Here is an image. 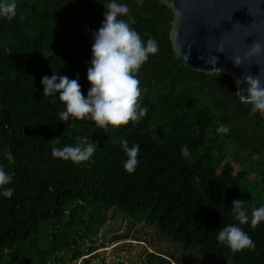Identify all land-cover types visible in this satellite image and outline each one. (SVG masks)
<instances>
[{"label":"trees","instance_id":"1","mask_svg":"<svg viewBox=\"0 0 264 264\" xmlns=\"http://www.w3.org/2000/svg\"><path fill=\"white\" fill-rule=\"evenodd\" d=\"M105 2L17 0V16L0 18V151L14 158L9 164L0 155L14 189L11 198L0 197V264H75L102 248L94 243L96 214L112 207L140 213L185 248L198 246L215 264H264V222L241 225L255 244L252 251L234 252L216 238L219 229L237 223L229 206L243 199L248 167L264 179V116L251 114L250 105L229 90L234 81L227 73L182 65L172 50L173 13L165 4L119 0L129 6L130 26L143 40L155 39L159 49L138 72L140 104L147 107L139 122L106 132L93 121L61 123L62 103L41 94V78L52 73L69 79L78 74L86 94L91 57L86 30L100 26ZM217 121L229 132L217 133ZM77 138L97 145L89 161L53 157L54 147ZM122 138L140 145L131 174L123 168ZM230 143L240 159H227ZM185 145L191 152L187 160L180 155ZM80 238L92 243L88 250L72 249Z\"/></svg>","mask_w":264,"mask_h":264},{"label":"clouds","instance_id":"2","mask_svg":"<svg viewBox=\"0 0 264 264\" xmlns=\"http://www.w3.org/2000/svg\"><path fill=\"white\" fill-rule=\"evenodd\" d=\"M137 6L143 0H136ZM102 21L100 26L90 31L91 57L86 68V80L89 84L86 94L81 92L79 76L69 79L57 73L41 78L42 95L49 97L51 103L56 99L62 103L63 110L58 113L61 123L70 118L93 121L94 126L106 132L110 127L117 128L129 122H139L147 113V107L141 106L142 89L138 72L150 55L158 52L155 39L143 40L138 32L130 26L129 6L119 0H106L102 5ZM17 0H0V18L12 21L17 16ZM128 16V20L123 17ZM217 52L223 53L221 50ZM264 53V43H254L245 56ZM207 72L221 73L222 68L216 67L217 57L210 55L201 58ZM234 66H240L241 57L230 58ZM237 86L236 95L245 105H250V113L264 116V79L259 75H243L234 80ZM243 84V87L241 85ZM217 133L226 134L229 128L217 121ZM119 144L126 159L123 168L128 173L135 172L138 166L140 145L136 142L129 145L127 139H120ZM97 150V145L89 139L87 143L77 142L52 149L53 157L70 160L74 163L89 161ZM9 164L14 162L10 151H0ZM180 155L183 159L191 158L188 147L181 146ZM12 174L0 165V197L11 198L14 193ZM230 212L237 223L226 225L217 232V240L238 252L244 249L252 251L255 244L241 225L246 223L255 227L264 222V205L249 211L246 201L234 199Z\"/></svg>","mask_w":264,"mask_h":264},{"label":"water","instance_id":"3","mask_svg":"<svg viewBox=\"0 0 264 264\" xmlns=\"http://www.w3.org/2000/svg\"><path fill=\"white\" fill-rule=\"evenodd\" d=\"M159 1L173 13L169 39L184 67L212 74L201 59L212 54L218 58L216 67L233 81L248 74L264 79V53L245 56L254 43H264V0ZM235 56L241 57L240 66L233 65L230 58ZM236 91L234 83L232 92Z\"/></svg>","mask_w":264,"mask_h":264},{"label":"rangeland","instance_id":"4","mask_svg":"<svg viewBox=\"0 0 264 264\" xmlns=\"http://www.w3.org/2000/svg\"><path fill=\"white\" fill-rule=\"evenodd\" d=\"M233 87L234 82L228 85L230 91ZM228 145L230 156L227 155V159H240L242 153L231 146L232 143ZM248 170L241 197L249 207H259L264 205V179L257 168L248 167ZM65 213L64 223L68 211ZM96 219L94 243L102 248L79 257L75 264H215L200 254L198 246L185 248L181 242L162 233L155 224H147L140 213L132 215L112 207L96 214ZM91 244L87 238H80L72 249L86 251ZM70 253L67 251L65 256L69 257ZM228 264L236 263L229 261Z\"/></svg>","mask_w":264,"mask_h":264}]
</instances>
